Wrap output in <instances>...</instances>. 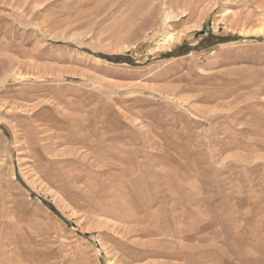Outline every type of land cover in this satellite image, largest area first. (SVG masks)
Listing matches in <instances>:
<instances>
[{"label": "rangeland", "instance_id": "rangeland-1", "mask_svg": "<svg viewBox=\"0 0 264 264\" xmlns=\"http://www.w3.org/2000/svg\"><path fill=\"white\" fill-rule=\"evenodd\" d=\"M261 24L264 0H0V264H264Z\"/></svg>", "mask_w": 264, "mask_h": 264}, {"label": "bare ground", "instance_id": "bare-ground-1", "mask_svg": "<svg viewBox=\"0 0 264 264\" xmlns=\"http://www.w3.org/2000/svg\"><path fill=\"white\" fill-rule=\"evenodd\" d=\"M264 30V24H261V25H259L256 29H255V31H257V32H262ZM172 35L171 34H169V35H166V37H165V42H170V40L172 41Z\"/></svg>", "mask_w": 264, "mask_h": 264}]
</instances>
